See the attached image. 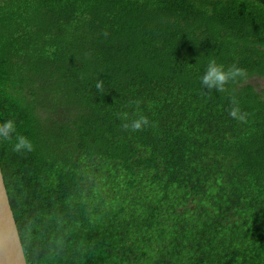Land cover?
I'll return each instance as SVG.
<instances>
[{
    "label": "trees",
    "instance_id": "trees-1",
    "mask_svg": "<svg viewBox=\"0 0 264 264\" xmlns=\"http://www.w3.org/2000/svg\"><path fill=\"white\" fill-rule=\"evenodd\" d=\"M209 58L246 77L204 90ZM255 77L264 0H0V166L27 264H264Z\"/></svg>",
    "mask_w": 264,
    "mask_h": 264
},
{
    "label": "clouds",
    "instance_id": "clouds-1",
    "mask_svg": "<svg viewBox=\"0 0 264 264\" xmlns=\"http://www.w3.org/2000/svg\"><path fill=\"white\" fill-rule=\"evenodd\" d=\"M246 77V70L243 67L233 63L232 65L225 66L223 63L218 62L215 58H209L203 68L202 74L199 77L200 84L204 90L208 92L215 90L216 92H224L229 82L235 83ZM97 89L101 87V82H97ZM232 107L229 110V116L237 121H245L247 113L242 111L239 103L233 97ZM149 121L147 116L138 115L131 121L130 127L132 131L140 130L143 126L148 125ZM128 128L129 125L125 124ZM16 131L15 122L12 119L0 122V139L10 138ZM33 148L32 141L25 135H16L15 143L13 145L14 151H31Z\"/></svg>",
    "mask_w": 264,
    "mask_h": 264
},
{
    "label": "water",
    "instance_id": "water-1",
    "mask_svg": "<svg viewBox=\"0 0 264 264\" xmlns=\"http://www.w3.org/2000/svg\"><path fill=\"white\" fill-rule=\"evenodd\" d=\"M0 264H27L0 166Z\"/></svg>",
    "mask_w": 264,
    "mask_h": 264
},
{
    "label": "rangeland",
    "instance_id": "rangeland-1",
    "mask_svg": "<svg viewBox=\"0 0 264 264\" xmlns=\"http://www.w3.org/2000/svg\"><path fill=\"white\" fill-rule=\"evenodd\" d=\"M250 82L256 86V88L264 94V78L255 77Z\"/></svg>",
    "mask_w": 264,
    "mask_h": 264
}]
</instances>
